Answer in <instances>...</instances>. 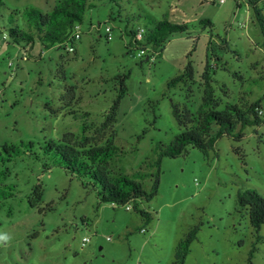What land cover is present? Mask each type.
<instances>
[{"label": "rangeland", "instance_id": "obj_1", "mask_svg": "<svg viewBox=\"0 0 264 264\" xmlns=\"http://www.w3.org/2000/svg\"><path fill=\"white\" fill-rule=\"evenodd\" d=\"M3 1L0 149L34 147L0 164V190L9 194L0 197V264H173L179 243L196 226L200 231L185 264H248L253 251V263L264 264V226L255 230L238 204V193L246 190L264 198V124L246 128L240 142L219 139L208 155L189 148L179 158L164 157L157 197L140 203L153 217L148 225L133 205L128 210L100 203L95 189H85L43 152L47 142L59 143L66 134L94 136L119 93V77L127 76L128 93L114 127L124 153L111 167L128 176L143 169L151 191L157 146H169L181 133L172 103L193 110L201 105L208 62L216 96L238 105L261 101L264 119V36L246 1L90 0L93 8L84 15L74 53L3 40L13 26L27 30L24 16L14 12H50L60 0ZM259 7L264 14V0ZM165 20L189 31L171 36L153 63L140 58L141 48L131 46L128 33ZM189 61L197 82L192 101L184 85L168 87ZM38 186L40 203L33 195Z\"/></svg>", "mask_w": 264, "mask_h": 264}, {"label": "trees", "instance_id": "obj_2", "mask_svg": "<svg viewBox=\"0 0 264 264\" xmlns=\"http://www.w3.org/2000/svg\"><path fill=\"white\" fill-rule=\"evenodd\" d=\"M244 1V0H243ZM254 11L256 20L264 36V14L259 7L263 0H245ZM5 6L0 0V7ZM93 8L90 0H60L56 7L50 12L31 8L24 12L16 11L15 16L23 15L26 19L27 30L21 26L11 27L8 30L9 43L19 47L34 48L37 44L45 51L59 48L69 41L77 27L83 24L84 15ZM15 16L10 17V22L15 23ZM203 25L210 24L209 21L202 22ZM138 30L128 33L132 44L140 46L141 50L151 49V53L160 55V51L174 34L187 33V26L173 25L169 21H152V27L146 31L142 41L137 40ZM73 42V40H72ZM75 42H73V45ZM130 46V47H131ZM62 49V48H60ZM212 66L208 62L201 77L200 88L202 91V103L196 109H190L185 104L172 103L173 116L181 128V133L176 136L169 145H158L159 152L156 166L157 174L153 176V187L147 191L143 181L146 173L143 169L128 176L112 170L111 162L124 153L116 145L117 133L114 130L118 121L119 109L122 100L128 93L126 85L127 76L119 77V93L105 115L103 123L96 129L92 137L77 136L73 133L66 134L62 141L55 143L47 142L43 148L46 156L51 158L54 165H58L72 177L77 176L82 180L85 189H95L100 203L113 204L117 207H129L138 212L148 225L153 221L152 215L140 208L141 202L150 203L157 197L161 179V161L164 157L179 158L188 152L189 148L198 149L205 155L215 150L217 141L223 137L233 138L240 142L244 138V130L248 127H260L264 124L261 101L250 103L243 101L242 104L224 103L223 99L216 96L213 87ZM184 85L186 98L192 101L195 96L194 67L188 62L184 72L172 79L168 87L173 89ZM226 94V92H224ZM90 114H84L88 118ZM77 119V116H75ZM92 126H90V129ZM88 126H82L85 133ZM147 130L143 132V136ZM107 135V136H105ZM142 137H140L141 139ZM33 144L5 145L0 149V164L11 163L15 158L24 155L27 150L33 149ZM26 150V151H25ZM29 153H32L30 151ZM32 156L33 154H29ZM47 170L49 166L46 165ZM4 178L0 172V183ZM9 195L0 190V197ZM35 201L42 202L43 190L41 186L34 189ZM238 204L240 208L248 212L252 227L258 232L264 226V198L255 190H246L238 193ZM34 206V204H32ZM48 210H52L48 206ZM200 227L192 228L186 238L178 245L173 264H185L190 247L196 241ZM248 264L252 261L253 253Z\"/></svg>", "mask_w": 264, "mask_h": 264}, {"label": "built area", "instance_id": "obj_3", "mask_svg": "<svg viewBox=\"0 0 264 264\" xmlns=\"http://www.w3.org/2000/svg\"><path fill=\"white\" fill-rule=\"evenodd\" d=\"M214 3H218L220 5H224L227 3L228 0H212ZM107 33H108V41L112 40V31L111 29H107ZM146 34V31L143 30V29H140L137 33V40L138 41H142L143 40V36ZM3 40L5 42H8L9 41V37L8 35H3ZM77 42L79 40H81V32L79 30V27H77V29L75 30L73 36L70 38L69 41L65 42L64 44H62L61 46H59V48H62L64 49L65 51H67L68 53H74L75 52V48H74V45H73V42ZM0 49H1V46H0ZM140 58H144V57H147L148 60H150V62H154L157 58V55L156 54H150V55H147V50H141L139 55H138ZM27 59V58H26ZM263 114V112H261ZM127 209L129 210L130 207H127ZM143 232H145L143 230ZM88 240L85 241V243H87Z\"/></svg>", "mask_w": 264, "mask_h": 264}, {"label": "crops", "instance_id": "obj_4", "mask_svg": "<svg viewBox=\"0 0 264 264\" xmlns=\"http://www.w3.org/2000/svg\"><path fill=\"white\" fill-rule=\"evenodd\" d=\"M58 3H59V1L56 2L55 7H56V5H57ZM55 7H54V8H55ZM52 10H53V9H52Z\"/></svg>", "mask_w": 264, "mask_h": 264}]
</instances>
